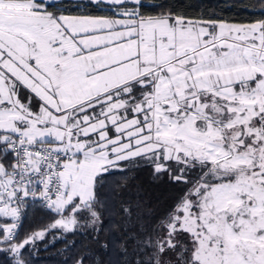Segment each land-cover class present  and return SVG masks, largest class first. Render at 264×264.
<instances>
[{"label":"snow or ice","instance_id":"obj_1","mask_svg":"<svg viewBox=\"0 0 264 264\" xmlns=\"http://www.w3.org/2000/svg\"><path fill=\"white\" fill-rule=\"evenodd\" d=\"M43 252L264 264V0H0V264Z\"/></svg>","mask_w":264,"mask_h":264},{"label":"trees","instance_id":"obj_2","mask_svg":"<svg viewBox=\"0 0 264 264\" xmlns=\"http://www.w3.org/2000/svg\"><path fill=\"white\" fill-rule=\"evenodd\" d=\"M41 221L47 223V218L41 212L35 211L34 213L30 214L29 222L39 224ZM41 257V264H55V259H48V257H50V253L43 252L41 253Z\"/></svg>","mask_w":264,"mask_h":264}]
</instances>
